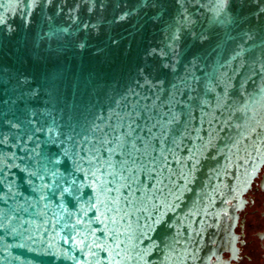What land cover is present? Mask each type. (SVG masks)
Here are the masks:
<instances>
[{"label":"water","instance_id":"obj_1","mask_svg":"<svg viewBox=\"0 0 264 264\" xmlns=\"http://www.w3.org/2000/svg\"><path fill=\"white\" fill-rule=\"evenodd\" d=\"M262 164L264 0H0V264H229Z\"/></svg>","mask_w":264,"mask_h":264},{"label":"flooded vegetation","instance_id":"obj_2","mask_svg":"<svg viewBox=\"0 0 264 264\" xmlns=\"http://www.w3.org/2000/svg\"><path fill=\"white\" fill-rule=\"evenodd\" d=\"M228 221L232 244L220 248L221 258L229 264H264V164L234 205Z\"/></svg>","mask_w":264,"mask_h":264}]
</instances>
